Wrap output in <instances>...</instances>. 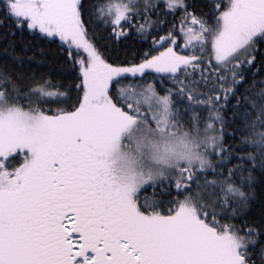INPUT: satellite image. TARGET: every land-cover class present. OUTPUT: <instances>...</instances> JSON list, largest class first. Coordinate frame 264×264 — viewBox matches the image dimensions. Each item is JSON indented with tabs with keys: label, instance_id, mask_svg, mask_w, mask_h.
<instances>
[{
	"label": "snow or ice",
	"instance_id": "obj_1",
	"mask_svg": "<svg viewBox=\"0 0 264 264\" xmlns=\"http://www.w3.org/2000/svg\"><path fill=\"white\" fill-rule=\"evenodd\" d=\"M6 23L0 264H264V0H0Z\"/></svg>",
	"mask_w": 264,
	"mask_h": 264
},
{
	"label": "trees",
	"instance_id": "obj_2",
	"mask_svg": "<svg viewBox=\"0 0 264 264\" xmlns=\"http://www.w3.org/2000/svg\"><path fill=\"white\" fill-rule=\"evenodd\" d=\"M9 30H10V29H9V25L6 23L2 28H0V37L3 36V33H4L5 31H9ZM19 38H20V34H19V33H17V36H16L15 38L10 37V39H16V40H17V46H18V47L20 46ZM24 39H25V40H28V39H31V38L25 36ZM5 42H6V41H3L2 39H0V49L3 48V45H4ZM35 47L38 49V48L41 47V46H40V45H36ZM54 56H55V53L52 52V51H47V52L45 53V56H41L40 53H39L38 51L36 52V59H37V60L44 59L46 63L49 62V61H51V60L54 58ZM42 70H43V71H48V68L45 67V68L42 69ZM53 74H54V76L56 75L55 72H54ZM227 142H228V141H226V143H227ZM258 210H259V205L257 204L256 208H254V210H253V213H251L250 216H249L248 218H249V219H253V218H255L256 215L258 214ZM236 222H237V223H240L239 220L236 221ZM258 247H259V246H257V248H258Z\"/></svg>",
	"mask_w": 264,
	"mask_h": 264
}]
</instances>
